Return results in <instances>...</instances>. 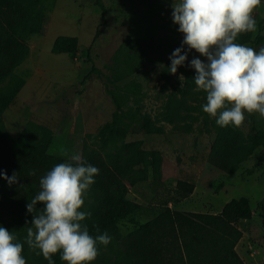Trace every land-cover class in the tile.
<instances>
[{
  "label": "rangeland",
  "instance_id": "obj_1",
  "mask_svg": "<svg viewBox=\"0 0 264 264\" xmlns=\"http://www.w3.org/2000/svg\"><path fill=\"white\" fill-rule=\"evenodd\" d=\"M171 4L172 0H47L42 5L47 17L44 32L27 38L29 56L15 70L25 84L0 114V130L16 138L28 122L45 126L52 134L51 152L68 157L80 154L84 140L94 146L112 141L111 151L130 141L145 153L158 150L163 159V183L146 181L131 187L127 197L142 209L123 219L117 214L95 222L86 220L90 235L99 234L93 224L100 228L117 222L126 236L164 204L178 210L217 213L230 199L243 196L253 216L238 222L242 236L235 250L245 264H264V215L256 209L264 196V149L259 144L264 136L258 134L264 133V117L246 113L244 124L237 128L249 146L257 144L233 174L207 161L217 130L215 118L202 110L206 103L203 91L193 101L182 128L176 130L168 124L164 105L168 97L180 94L183 82L178 70L175 74L168 70L169 56L183 41L179 26L172 22ZM253 16L257 32L264 34V0ZM58 35L77 38L73 55L51 52ZM246 46L259 50L255 45ZM184 50L188 51L186 45ZM193 57L205 60L194 50L188 51L187 59ZM114 98L127 115L108 129L118 131L102 138L99 132L116 111ZM145 117L153 132L141 127ZM178 179L193 181L195 188L176 202L172 189ZM90 201L89 192L84 209L88 210ZM2 227L21 242L31 226L27 219L16 218ZM99 248L92 264H121L117 249Z\"/></svg>",
  "mask_w": 264,
  "mask_h": 264
},
{
  "label": "trees",
  "instance_id": "obj_2",
  "mask_svg": "<svg viewBox=\"0 0 264 264\" xmlns=\"http://www.w3.org/2000/svg\"><path fill=\"white\" fill-rule=\"evenodd\" d=\"M46 1L0 0V114L12 104L25 84V79L15 70L29 56L27 38L44 32L43 24L47 17L42 14V5ZM235 42L260 49L264 47V34L257 31L243 33ZM77 46L76 37L58 35L53 40L51 52L73 55ZM190 61L187 59L183 66L177 68L183 77L180 94L168 97L164 105L165 120L176 130L184 126L193 110V101L202 92L194 90L195 70L188 66ZM114 99L116 111L113 120L99 132L102 138L108 132L113 135L118 131V128L108 129L117 126L127 115ZM141 127L148 133L153 132L148 117L143 119ZM215 130L217 134L211 142L207 161L214 168L233 174L257 141L254 146H249L244 134L232 126L221 128L215 124ZM258 134L264 136L260 131ZM51 142V130L34 122H28L16 138L0 130V171L9 177L15 172L19 177V182L11 186L0 178L1 226H7L16 218L27 219L31 226L32 214L27 212L26 204L40 190V178L54 165L70 158L51 152ZM111 142L104 140L94 146L84 140L81 146L80 154L84 160L99 169L89 191L88 211L92 215L88 222L112 218L117 214L123 215V219L138 212L141 205L127 197L130 188L146 181L163 183V159L158 150L145 153L130 141L111 151ZM259 144L264 149V138ZM32 170H35L34 176L29 175ZM194 188L193 181L178 179L172 189V198L179 202L187 198ZM256 209L264 215V196ZM252 216L253 210L243 196L230 199L217 213L178 210L164 204L152 218L126 236L120 232L117 222L101 226L99 234L106 231L112 237L105 248L117 249L121 264H245L235 250L242 236L237 224L240 220H250ZM22 255L26 264H48L26 243ZM60 257L59 252L53 256L55 264H65Z\"/></svg>",
  "mask_w": 264,
  "mask_h": 264
},
{
  "label": "clouds",
  "instance_id": "obj_3",
  "mask_svg": "<svg viewBox=\"0 0 264 264\" xmlns=\"http://www.w3.org/2000/svg\"><path fill=\"white\" fill-rule=\"evenodd\" d=\"M260 5L261 0H172V22L183 41L169 56L168 70L175 74L191 50L205 58L193 57L188 66L195 70L194 90L206 94L203 112L221 128L241 127L246 113L264 117V47L257 51L235 42L240 34L258 30L253 13ZM98 174L97 167L74 154L40 178V190L26 204L32 220L24 243L48 264H55L58 252L65 264H92L99 246L111 242L106 231L90 235L85 222L92 215L85 201ZM0 178L10 186L19 182L15 172L9 177L0 171ZM93 228L100 233L98 225ZM24 243L0 226V264H26Z\"/></svg>",
  "mask_w": 264,
  "mask_h": 264
}]
</instances>
